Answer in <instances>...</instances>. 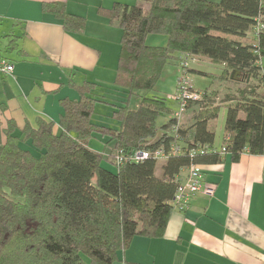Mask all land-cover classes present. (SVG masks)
<instances>
[{
	"label": "trees",
	"instance_id": "16d2710c",
	"mask_svg": "<svg viewBox=\"0 0 264 264\" xmlns=\"http://www.w3.org/2000/svg\"><path fill=\"white\" fill-rule=\"evenodd\" d=\"M42 9L67 32L85 26V19L62 3H44ZM98 13L121 32L112 87L73 85L78 98L60 100L56 122L39 118L15 134L8 121L4 129L0 264H112L134 237L163 235L181 169L190 163L222 164L226 158L237 162L244 152L264 156V0H134ZM148 35L165 36V45H147ZM6 37L13 49L18 37ZM186 56L221 65V83H238L231 78L237 71L246 84L232 94L225 91L219 102L218 91L191 84L201 99L185 104V111L196 112L188 126L178 123L162 97L141 96L130 109L134 95L153 91L165 66L174 61L178 66ZM97 103L112 108L116 128L92 123ZM221 108L223 138L215 149L210 121ZM159 118H165L161 125ZM96 136L106 138L107 153L88 147ZM173 143L181 146L180 154L131 159L136 151L167 154ZM203 147L211 151L189 156V150Z\"/></svg>",
	"mask_w": 264,
	"mask_h": 264
},
{
	"label": "crops",
	"instance_id": "0c3cea01",
	"mask_svg": "<svg viewBox=\"0 0 264 264\" xmlns=\"http://www.w3.org/2000/svg\"><path fill=\"white\" fill-rule=\"evenodd\" d=\"M51 2L83 17L84 28L65 31L42 9ZM115 2L134 0H0V57L13 64L10 75H0V149L8 121L15 124V134L39 118L56 122L60 100L78 98L73 85L92 82L97 91L112 87L121 32L98 9ZM6 36L18 37L13 49ZM177 73L176 63L162 73L171 77V94ZM192 120L181 115L179 124ZM201 167L205 182L214 186L212 195L194 197L184 211L173 209L161 237H134L112 264H264V156L244 152L237 162L226 158ZM185 174L181 169L176 179Z\"/></svg>",
	"mask_w": 264,
	"mask_h": 264
},
{
	"label": "rangeland",
	"instance_id": "374dc122",
	"mask_svg": "<svg viewBox=\"0 0 264 264\" xmlns=\"http://www.w3.org/2000/svg\"><path fill=\"white\" fill-rule=\"evenodd\" d=\"M209 1H219V0H209ZM146 44L150 46H163L166 43V37L163 35H149L148 38L146 39ZM171 63H175L171 62ZM264 63V60H263ZM191 65V66H190ZM189 67H193L195 71H188L186 72V77L187 80L192 84L193 88L195 90H203L206 88H212L216 91H218V102L223 98L225 93L232 94L235 92L236 88L238 87H243L246 83H241L240 81L244 79V76L240 73L237 72L234 75L235 79H238V83H232L229 81H221L218 80L217 76L221 74L222 71V66L210 62L206 58H197L194 60L189 61ZM198 71V72H196ZM170 81L171 77L164 75L161 76L160 80L157 82L155 89L153 91L144 93V92H139L137 95H134L131 98L130 101V109H135L137 107V104L139 102V98L141 96H147V97H162L165 98V103L166 106L172 111H179V105L176 101H173L171 99V90H170ZM255 81L249 80V84H253ZM110 86L104 85V89L107 90ZM226 91V92H225ZM113 93L109 92L106 95H109V98L111 99V96ZM105 100H108V97H105ZM195 109H190L187 111H182V113L179 114V117L181 115H188L190 118H193L196 114L194 111ZM112 113V108L105 104V103H98L95 107L94 114L91 117L92 123H95L97 125H102L106 126L109 128H116L117 127V122L115 121L114 118L111 117ZM225 117V109L221 108L219 110L218 116L216 119L210 121V124L214 130V145L219 146L222 142L223 138V121ZM165 122V118H159L157 121L158 125H161ZM190 122L184 123L185 125L189 124ZM184 125V126H185ZM106 138H101L100 136H96L95 138H91L88 147L90 149H94L95 151H104L107 153L109 151V148L106 147V149L103 150L104 148V142ZM161 160L157 161V166L161 165Z\"/></svg>",
	"mask_w": 264,
	"mask_h": 264
},
{
	"label": "built area",
	"instance_id": "2783aa9c",
	"mask_svg": "<svg viewBox=\"0 0 264 264\" xmlns=\"http://www.w3.org/2000/svg\"><path fill=\"white\" fill-rule=\"evenodd\" d=\"M194 60L193 58L186 56L180 61L178 65V73L175 79V89L171 94V99L176 101L179 105V111L175 113L177 118L179 114L185 109L187 101H198L201 99V93L192 89L191 83L187 80L185 68L189 65V61ZM13 70V64L6 58L0 57V75H10ZM179 123V118H178ZM211 150L207 147L197 148L189 150V156L203 155L210 152ZM182 152L180 145L173 143L170 150L165 154L162 149H157L153 152L148 151H136L131 156L132 161L140 162L150 156L161 159L167 155H176ZM186 174L182 179H176V191L170 202L173 209L184 211L189 207L191 200L196 196H211L213 193L214 186L205 182L204 171L202 167L195 163H190L185 167Z\"/></svg>",
	"mask_w": 264,
	"mask_h": 264
},
{
	"label": "water",
	"instance_id": "95a60500",
	"mask_svg": "<svg viewBox=\"0 0 264 264\" xmlns=\"http://www.w3.org/2000/svg\"><path fill=\"white\" fill-rule=\"evenodd\" d=\"M232 73H233V74H232V78H234V73H236V71H233Z\"/></svg>",
	"mask_w": 264,
	"mask_h": 264
}]
</instances>
